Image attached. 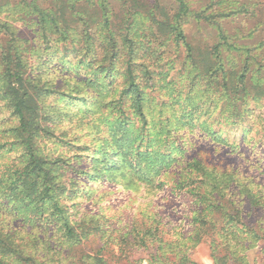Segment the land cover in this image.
Listing matches in <instances>:
<instances>
[{"label": "trees", "instance_id": "trees-1", "mask_svg": "<svg viewBox=\"0 0 264 264\" xmlns=\"http://www.w3.org/2000/svg\"><path fill=\"white\" fill-rule=\"evenodd\" d=\"M256 7L0 0V104L14 123L0 150L15 154L0 171V203L31 228L11 231L0 218V264H108L113 245L147 254L135 264H194L191 251L205 242L213 264H250L264 231L244 206L264 212L261 186L192 154L199 141L231 153L246 142L264 99V43L239 44L258 28L240 37L222 21L255 18ZM194 24L215 34L210 45L189 38ZM111 187L154 196L168 187L189 201L182 232L165 239L155 210L113 228L99 207ZM91 239L102 247L76 257Z\"/></svg>", "mask_w": 264, "mask_h": 264}, {"label": "rangeland", "instance_id": "rangeland-1", "mask_svg": "<svg viewBox=\"0 0 264 264\" xmlns=\"http://www.w3.org/2000/svg\"><path fill=\"white\" fill-rule=\"evenodd\" d=\"M212 0H188L191 8L196 11L205 9ZM240 4L244 0H237ZM256 7V17L246 15H239L231 18L228 23L223 22L225 30L228 34L240 37L246 36L249 31L258 28V33L255 37L246 38L244 41H238L239 44H246L253 50L260 43H264V0H253ZM237 2L223 4L221 6L213 7L208 10L207 15L218 13L224 9L235 8ZM188 36L191 40L202 44L203 46L210 45L215 38V34L204 25L199 28L197 25H192L188 30ZM260 117V119L258 118ZM8 113L0 104V145L8 141L3 135L6 128H10L14 123L9 121ZM264 99L251 119H248L246 127L248 128L246 135V142L242 144L239 142L238 153H231L222 146L215 145L209 141H199L198 145L192 154V157H198L207 163L217 165L222 169H231L238 171L250 178L261 186L264 192ZM239 135V134H237ZM72 137V134H70ZM59 150V149H58ZM15 159V154L5 153L0 150V171L4 169L7 164H11ZM113 189L110 195L103 197L99 201V207L103 208L105 216L110 220L113 228L125 226L127 223L133 221H140L145 211H153L159 213L160 216L167 223L164 238L169 240L174 238L175 233L182 232L181 222L189 215V201L175 198L171 196V190L167 187L161 194L147 195L144 192L134 193L130 191L121 190L119 188ZM104 189L100 190V194ZM97 198V196H96ZM91 209L97 211V206L92 207L90 203H85L83 209ZM246 222L262 228L264 231V212H251L249 207L244 206ZM0 218L4 220L11 231H19L21 233H31V228L22 220L16 219L11 215L10 209L0 203ZM147 220V218H146ZM27 234V235H28ZM117 235V234H116ZM102 247L99 239H91V241L83 244L75 251V256L92 255L95 254ZM103 258L108 264H135L137 260L147 258V254L140 251L125 250L123 253L119 246L113 245L108 250L104 251ZM190 258L194 264H213L211 258V249L208 242L202 243L191 251ZM248 259L250 264H264V242L257 247L252 248L248 252Z\"/></svg>", "mask_w": 264, "mask_h": 264}]
</instances>
